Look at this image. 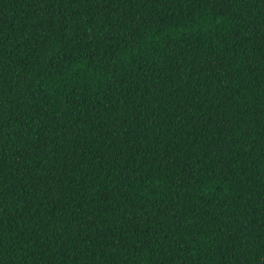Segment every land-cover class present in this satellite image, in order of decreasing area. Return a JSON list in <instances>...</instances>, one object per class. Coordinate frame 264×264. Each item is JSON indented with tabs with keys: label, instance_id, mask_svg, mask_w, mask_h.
I'll return each mask as SVG.
<instances>
[{
	"label": "trees",
	"instance_id": "trees-1",
	"mask_svg": "<svg viewBox=\"0 0 264 264\" xmlns=\"http://www.w3.org/2000/svg\"><path fill=\"white\" fill-rule=\"evenodd\" d=\"M0 264H264V0H0Z\"/></svg>",
	"mask_w": 264,
	"mask_h": 264
}]
</instances>
